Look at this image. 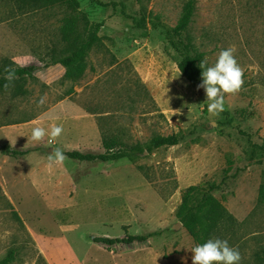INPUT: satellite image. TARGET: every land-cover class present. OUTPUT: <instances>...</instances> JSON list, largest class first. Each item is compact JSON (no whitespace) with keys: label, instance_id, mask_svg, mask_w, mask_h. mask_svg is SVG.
I'll list each match as a JSON object with an SVG mask.
<instances>
[{"label":"rangeland","instance_id":"rangeland-1","mask_svg":"<svg viewBox=\"0 0 264 264\" xmlns=\"http://www.w3.org/2000/svg\"><path fill=\"white\" fill-rule=\"evenodd\" d=\"M186 2L78 0L70 10L0 0V70L36 68L0 88V264L9 252L10 264H192L196 244L175 216L190 186L201 194L219 187L210 195L230 218L211 239L238 248L239 264H264V0H195L187 31L175 36ZM98 23L83 76L67 82L53 61ZM168 34L206 66L235 46L244 83L224 94L219 116L208 112L201 83L177 70ZM36 122L60 124L63 133L33 141ZM122 138L133 146L124 160L49 166L54 148L99 154L103 140ZM155 138L180 142L154 149ZM128 235L148 240L112 247L93 240Z\"/></svg>","mask_w":264,"mask_h":264},{"label":"trees","instance_id":"trees-1","mask_svg":"<svg viewBox=\"0 0 264 264\" xmlns=\"http://www.w3.org/2000/svg\"><path fill=\"white\" fill-rule=\"evenodd\" d=\"M78 0H45L47 5L59 4V6L67 9H74L77 6ZM94 1V0H89ZM52 2V3H50ZM195 9V0H187L183 7L182 14L172 30L175 36H180L185 33L191 23ZM103 24H92L88 28V37L84 42H80L76 37L73 38V43L67 54L57 58L53 61L52 65H59L64 69L63 78L67 82H75L80 79L86 69L85 59L88 56V52L99 43L98 33ZM71 23H66L64 29L62 30V39L64 42H70L69 37L71 33ZM168 37L171 39L170 44L175 49L180 57V61L177 64V70L181 76L190 83H202L203 71L200 67V61L203 58L202 54H195L190 56L186 51L189 44H184L181 40H174L171 38L170 34ZM8 68L15 69V79L29 78L35 72L36 68L34 66L27 67H13ZM6 69V68H5ZM0 70V88L4 86L5 83L9 82L5 79L6 72ZM14 80V79H13ZM12 81V80H11ZM73 91V90H70ZM180 141L173 138L171 141H164L163 138H155L151 141V146L154 149L161 147H174L177 146ZM103 152L99 154L92 153H81L77 151L65 152L64 155L73 161L84 162V163H110L118 162L126 159L129 156V151L133 146H129L124 139H105L102 142ZM260 149L264 153V145L260 146ZM2 153H8L9 148H2ZM12 156L24 155L25 152L9 153ZM219 187H210L205 194H201L203 191L202 187L190 186L188 188L180 191L181 202L176 210V218L184 225L188 235L193 239L194 243L202 244L208 239H211L213 233L222 224L223 220H229V216L226 213L224 206L220 201L214 199L210 195L213 191L217 190ZM201 198L199 202L194 203V199L197 196ZM165 200L163 197H161ZM258 202L260 205H264V185L259 188ZM95 243L102 244L107 247L112 246H132L135 244H144L148 240V236H133L128 235L123 238H94ZM13 261V252H9L7 257L3 260L2 264H10Z\"/></svg>","mask_w":264,"mask_h":264},{"label":"clouds","instance_id":"clouds-1","mask_svg":"<svg viewBox=\"0 0 264 264\" xmlns=\"http://www.w3.org/2000/svg\"><path fill=\"white\" fill-rule=\"evenodd\" d=\"M235 46H229L222 49L217 56L216 62L211 66H206V60H201L199 67L203 70L202 83L198 87H202L205 91L208 104V112L213 116H219L224 111V94H235L240 91L243 86V69L235 59ZM5 79L11 81L15 79V69L6 68ZM7 87V85H5ZM44 103L41 97L37 102V106ZM63 133V126L53 123L49 128L43 126L42 122H36V126L32 128L31 139L33 141L42 140L45 135L50 136V141L55 140ZM67 159L63 151L54 148L48 157L49 166L54 164H63ZM192 264H239L241 255L236 247L229 246L227 240L219 238L208 239L202 244L195 245L192 249Z\"/></svg>","mask_w":264,"mask_h":264},{"label":"water","instance_id":"water-1","mask_svg":"<svg viewBox=\"0 0 264 264\" xmlns=\"http://www.w3.org/2000/svg\"><path fill=\"white\" fill-rule=\"evenodd\" d=\"M50 152H51V150H50Z\"/></svg>","mask_w":264,"mask_h":264}]
</instances>
